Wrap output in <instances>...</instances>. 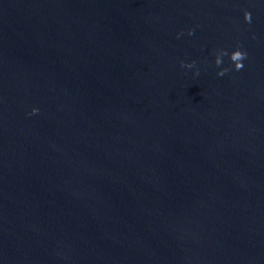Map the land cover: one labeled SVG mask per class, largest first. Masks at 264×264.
Wrapping results in <instances>:
<instances>
[{
	"label": "water",
	"instance_id": "water-1",
	"mask_svg": "<svg viewBox=\"0 0 264 264\" xmlns=\"http://www.w3.org/2000/svg\"><path fill=\"white\" fill-rule=\"evenodd\" d=\"M0 264H264V0H0Z\"/></svg>",
	"mask_w": 264,
	"mask_h": 264
},
{
	"label": "clouds",
	"instance_id": "clouds-1",
	"mask_svg": "<svg viewBox=\"0 0 264 264\" xmlns=\"http://www.w3.org/2000/svg\"><path fill=\"white\" fill-rule=\"evenodd\" d=\"M245 20L247 22H251V14L250 13H245ZM189 35H192L193 32L190 31L188 33ZM224 56H229V53L225 50H221L218 54H217V57H216V65L217 67H220L222 64H223V57ZM247 59V53L244 52V51H241L240 48L238 47L235 51H233L231 54H230V61L232 62V64H234L235 66V71H241L243 70L244 68V64H243V61ZM195 65V62H193L192 64H188V65H185V64H181V67H188V68H192L194 67ZM228 71H230V69L228 68H224L222 69L221 71H219L217 73L218 76H224ZM199 73L197 72V75ZM39 110L38 109H33L32 110V113L31 115H36L38 114Z\"/></svg>",
	"mask_w": 264,
	"mask_h": 264
}]
</instances>
